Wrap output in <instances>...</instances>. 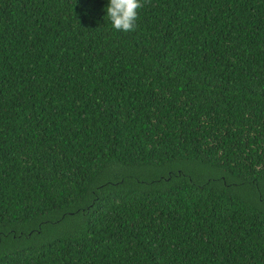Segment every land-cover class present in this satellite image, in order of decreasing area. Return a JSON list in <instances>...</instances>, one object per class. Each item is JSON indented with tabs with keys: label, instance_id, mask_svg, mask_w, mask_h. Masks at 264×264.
Listing matches in <instances>:
<instances>
[{
	"label": "trees",
	"instance_id": "obj_1",
	"mask_svg": "<svg viewBox=\"0 0 264 264\" xmlns=\"http://www.w3.org/2000/svg\"><path fill=\"white\" fill-rule=\"evenodd\" d=\"M0 0V264H264V0Z\"/></svg>",
	"mask_w": 264,
	"mask_h": 264
},
{
	"label": "clouds",
	"instance_id": "obj_2",
	"mask_svg": "<svg viewBox=\"0 0 264 264\" xmlns=\"http://www.w3.org/2000/svg\"><path fill=\"white\" fill-rule=\"evenodd\" d=\"M149 0H144V3ZM144 6L142 0H109L107 18L117 31L130 32L137 27L138 10Z\"/></svg>",
	"mask_w": 264,
	"mask_h": 264
}]
</instances>
